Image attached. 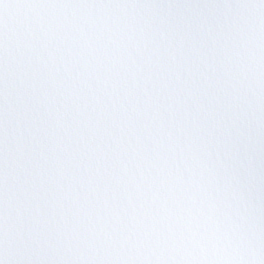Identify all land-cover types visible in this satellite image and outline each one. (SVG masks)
<instances>
[{
  "label": "snow or ice",
  "instance_id": "1",
  "mask_svg": "<svg viewBox=\"0 0 264 264\" xmlns=\"http://www.w3.org/2000/svg\"><path fill=\"white\" fill-rule=\"evenodd\" d=\"M0 264H264V0H0Z\"/></svg>",
  "mask_w": 264,
  "mask_h": 264
}]
</instances>
